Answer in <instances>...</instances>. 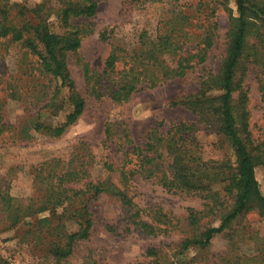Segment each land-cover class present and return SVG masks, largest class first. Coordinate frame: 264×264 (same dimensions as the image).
I'll return each instance as SVG.
<instances>
[{
	"label": "rangeland",
	"instance_id": "1",
	"mask_svg": "<svg viewBox=\"0 0 264 264\" xmlns=\"http://www.w3.org/2000/svg\"><path fill=\"white\" fill-rule=\"evenodd\" d=\"M95 1L98 8L93 17L76 18L75 24L85 35L80 48L66 56L85 109L60 136H51L48 129L64 122L71 111L68 91L63 90L52 102L54 83L39 69L36 58L23 43L0 39V193L8 194L16 203L37 200L49 206L10 229L5 227L6 217L0 210V258L6 264H50L53 246L63 244L65 236L79 230L75 216L90 195L84 191L71 198L70 192L65 204L53 209L58 193H50L43 178L53 169L64 172L91 164L92 177L105 179V162L116 168L126 163V141L119 131H127L131 147L142 145L146 132L159 125L164 132L179 123L193 125L203 162L235 172L234 149L219 132L218 118L200 116L188 106H173L174 101L195 95L203 81L211 86L212 94L221 93L215 82L236 29L234 4L220 0ZM258 2L264 9V0ZM10 4L14 5V14L24 12L23 19L28 17L31 23H37V16L48 14L49 29L60 32L53 9L59 8L62 0H10ZM175 9L185 16L179 26L193 36L202 35L208 22L217 25L206 60L191 58V68L184 69L181 77L153 88L140 86L123 104L113 103L110 96L118 88L124 64L118 61L111 75L103 74L111 50L119 47L131 51L140 47V39H157L169 28L172 14L167 12ZM257 16L249 18V34L235 73L232 99L236 118L245 114L252 144L264 150V16ZM104 31L106 37H102ZM196 40L185 48L190 56L196 52L191 46ZM184 51L167 58V64L176 65L182 55L186 56ZM86 69L90 72L87 76ZM242 96L244 107L240 104ZM37 122L43 128L35 130ZM107 127L117 130L112 143L106 141ZM255 175L264 197V160L255 167ZM112 178L118 187L125 184L131 206H123L118 197L106 193L91 200L90 235L77 244L68 264H264V216L256 203L208 246L182 249L184 240L200 239L206 228L217 227L233 207L234 198L226 197L224 191L226 183H213L212 190L224 202L218 207L194 195L168 192L153 179H121L117 172ZM85 182L72 187L81 188ZM190 210L198 214L196 226L189 225ZM135 212L138 217H132ZM138 220L153 226L154 234L144 233L135 223Z\"/></svg>",
	"mask_w": 264,
	"mask_h": 264
},
{
	"label": "trees",
	"instance_id": "2",
	"mask_svg": "<svg viewBox=\"0 0 264 264\" xmlns=\"http://www.w3.org/2000/svg\"><path fill=\"white\" fill-rule=\"evenodd\" d=\"M164 1L167 0H144V2L151 3ZM220 1L232 2L238 14L235 21L236 29L232 34L227 57L215 82L217 90L221 93L219 95L212 94L211 86H208L207 81H203L195 95L174 101L173 106H188L200 116L218 118L219 132L230 141L234 149L237 159L235 172L226 168L220 170L210 167L203 162L193 125L179 123L171 126L165 132L161 131L159 125L146 132L142 145L131 147H129L132 143L127 131H119L121 139L126 141L123 147L126 163L122 167L116 168L113 164L105 162L104 169L107 174L105 179L100 180V178L92 177L89 172L91 164L85 168H67L64 172L53 169L43 178L47 190L58 193L53 209L63 206L65 201L70 198H67L70 192L73 193L71 198L83 195L84 191L90 195L87 203L79 208L78 214L75 216L79 230L65 236L66 241L63 244L58 243L53 246L50 264H68L67 260L73 254L77 244L89 237L93 226L89 210L91 200L106 193L118 197L123 206H131L125 184L121 188L112 180V175L116 172L119 173L121 179L140 176L144 179L156 180L168 192L194 195L218 207H222L224 202L218 193L212 190V186L215 182L226 183L224 191L226 197L234 198L233 207L223 216L217 227L206 228L200 239L195 237L184 240L183 250L192 246H208L215 236L227 230L242 212L255 203L262 209L264 216V197L260 193L255 175V167L263 163L264 150L259 145L252 144L250 134L247 132L248 124L245 114L236 118L232 99L236 86L235 73L243 56L249 34V18L251 15L258 17V13L264 16L263 6L258 4V1L263 0H258L257 3L256 0ZM62 3L59 8L53 9L60 29V32L56 33L49 29L48 14L37 16V23H31L28 17L23 19L24 12L14 14V5L10 4V0H0V39L23 43L30 54L36 58L39 69L48 75L54 83L52 102L63 90L68 91V103L71 111L65 115L64 122L48 129L49 134L53 137L60 136L74 124L85 109V100L76 92L75 83L67 67L66 56L68 53H75L80 48L85 35L84 30L75 24L76 18H91L98 8L95 0H62ZM167 13L172 14L169 18V28L157 39H140V47L131 51H125L119 47H114L111 50L105 62L103 74L111 75L118 61H122L124 64L119 72L120 77L116 85L118 88L113 90L110 96L113 103L123 104L140 86L143 87L140 89L153 88L181 77L184 74V69L191 68L189 64L191 58L196 57L199 62L206 60V54L214 41V30L217 25L208 22L205 32L196 37L185 32L182 26H179L184 21L183 12L175 9ZM106 36L107 32L104 31L102 37ZM196 38H198L197 43L191 45L196 49V52L190 56V51L185 48ZM183 51L186 56L182 55L176 65L167 64V58L175 57ZM89 73V70L86 69L85 75L87 76ZM240 104L245 106L243 96ZM41 128H43L42 125L37 122L35 130ZM241 129L244 138L240 134ZM114 132L116 133L117 130L106 128V141L113 142ZM254 152H256L255 155ZM85 179L86 182L82 184L81 188L72 187ZM51 191L50 193H52ZM48 207V203L45 201L31 200L26 204L16 203L14 198L8 194L0 193V210L5 214L7 229L17 227L23 218L44 211ZM197 215L192 210L189 211L190 226L197 225ZM132 217H138L137 212ZM45 222L46 219L40 223ZM135 223L144 233L154 234L155 228L150 224L142 220ZM0 264L6 263L0 258Z\"/></svg>",
	"mask_w": 264,
	"mask_h": 264
}]
</instances>
